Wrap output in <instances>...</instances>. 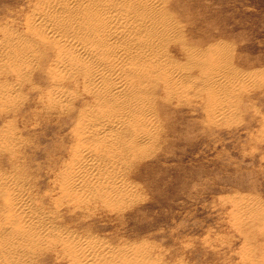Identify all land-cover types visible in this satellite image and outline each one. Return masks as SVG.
I'll return each mask as SVG.
<instances>
[{
    "label": "rangeland",
    "instance_id": "obj_1",
    "mask_svg": "<svg viewBox=\"0 0 264 264\" xmlns=\"http://www.w3.org/2000/svg\"><path fill=\"white\" fill-rule=\"evenodd\" d=\"M33 2L0 0V29L27 40L23 23ZM162 2L177 41L232 82L229 106L217 110L216 89L192 90L182 100L157 93L153 141L127 176L133 197L114 211L101 204L74 211L62 197L57 206L51 185L68 162L76 119L42 108L38 94L50 79L37 45L30 83L19 86L13 105L0 102V132L12 129L19 137L17 159L0 153V172L22 175L35 204L77 240L115 251L144 247L148 264H264V0ZM9 76L2 73L0 82L12 83ZM80 100L72 101L73 112ZM209 115L217 123L204 122ZM63 253L43 250L32 264H70Z\"/></svg>",
    "mask_w": 264,
    "mask_h": 264
},
{
    "label": "bare ground",
    "instance_id": "obj_2",
    "mask_svg": "<svg viewBox=\"0 0 264 264\" xmlns=\"http://www.w3.org/2000/svg\"><path fill=\"white\" fill-rule=\"evenodd\" d=\"M24 18L27 40L0 29V75L13 78L0 82V102L13 105L19 86L30 83L39 45L50 79L38 94L42 108L76 119L68 162L51 185L52 193L58 192L56 203L52 200L57 206L62 197L74 211L97 204L114 211L133 197L127 176L153 141L157 93L182 100L192 90L216 89L220 95L214 90L217 96L211 100L220 110L233 92L232 82L217 74L204 55L194 56L177 41L163 16L162 0H34ZM193 69L200 72L197 78H192ZM29 90L36 88L30 84ZM74 99H81L78 113L72 111ZM215 118L209 115L204 122ZM18 142L14 130L1 131L0 153L17 159ZM21 176L0 172V264H32L41 251L54 248L70 264H148L144 247L115 251L58 230L52 211L35 204Z\"/></svg>",
    "mask_w": 264,
    "mask_h": 264
}]
</instances>
